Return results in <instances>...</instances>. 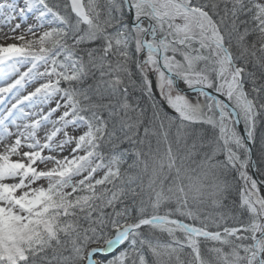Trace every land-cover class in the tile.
<instances>
[{"label":"snow or ice","instance_id":"obj_1","mask_svg":"<svg viewBox=\"0 0 264 264\" xmlns=\"http://www.w3.org/2000/svg\"><path fill=\"white\" fill-rule=\"evenodd\" d=\"M0 264H264V0H0Z\"/></svg>","mask_w":264,"mask_h":264}]
</instances>
